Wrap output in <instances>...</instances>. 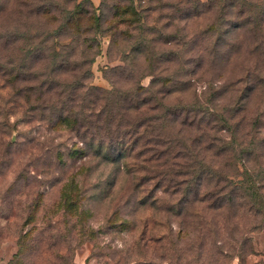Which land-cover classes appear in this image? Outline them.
Instances as JSON below:
<instances>
[{
  "label": "trees",
  "instance_id": "trees-1",
  "mask_svg": "<svg viewBox=\"0 0 264 264\" xmlns=\"http://www.w3.org/2000/svg\"><path fill=\"white\" fill-rule=\"evenodd\" d=\"M89 1L0 0V105H10L16 116L15 107H27L20 123L42 120L46 128L65 131L51 152L42 148L39 167L45 174L53 166L59 170L52 183H62L61 219L44 218V225L29 228L39 208L33 201L23 222L28 228L18 238L20 250L34 242L31 264H74L85 243L119 228L130 232L131 242L124 255L121 249L111 257L112 264H164L152 258L157 249L162 258H172L166 255L168 236L153 214L135 221L118 207L97 227L87 222L92 211L83 200L110 195L98 183L95 191L84 185L90 178L87 164L98 162L125 169L131 179L126 202L133 201L136 211L149 205L170 213L179 203V216L197 210L199 235L234 222L243 231L232 245L240 260L255 253L252 237L246 236L264 231V0L112 5L115 13L106 30L112 43L124 40L122 59L137 60L140 54L146 65L128 90L93 83L91 68L104 33L103 17ZM141 22L159 27L137 25ZM120 24L133 26L122 30ZM52 32L70 35L56 40ZM157 44L161 58L154 51ZM59 45L67 50L63 58ZM59 58L63 65L71 61L70 72L62 70ZM165 58L162 77L155 70ZM82 67L87 68L83 75ZM122 70L112 68L125 74ZM148 75L151 83L141 85ZM177 92L180 97L169 104Z\"/></svg>",
  "mask_w": 264,
  "mask_h": 264
},
{
  "label": "rangeland",
  "instance_id": "rangeland-1",
  "mask_svg": "<svg viewBox=\"0 0 264 264\" xmlns=\"http://www.w3.org/2000/svg\"><path fill=\"white\" fill-rule=\"evenodd\" d=\"M137 1V6L143 4V1ZM89 2L95 8L97 16L103 17L104 22H102L104 35L101 38V51L91 68L93 83L106 89H112L115 85L123 90H128V88L132 87L133 81L140 78V74L146 73V65L142 59L143 55H141V58L140 54H136L137 60L122 59L121 51L124 47V40L116 41V44L112 43V34L110 31L106 32V30L110 26L107 18H110L111 14L115 13L112 5L117 4L122 9H126L125 7L130 5L131 0H90ZM165 21L163 20V23ZM127 24L129 25V22ZM127 24H120L119 28L125 30L133 26V24L131 26ZM139 24L145 27L149 25L159 27L157 22L150 24L137 23V25ZM50 34H52L51 39L56 40L64 39L67 35H70L69 32H52ZM132 34L133 38L137 39L136 31H132ZM44 36L48 37L49 34L46 35L45 33ZM44 36L39 39L41 40ZM58 49L62 51L61 58H63L67 50H64L60 45ZM179 50L177 51L181 54L182 49L179 48ZM154 51L161 58L160 55H163L161 53L163 49L158 48V44ZM23 55L21 54V57ZM61 58L57 60L58 64L63 66L62 70L70 72L71 61L63 65L60 61ZM19 59L21 58H17V60ZM27 59V63L30 65L31 58L28 57ZM162 61L166 62V58ZM118 65L125 69L122 70L125 71V74L113 73L112 68ZM158 67L160 68L156 67L155 71L161 74L162 69L168 67V63H160ZM172 67L174 71V66ZM86 69V67H82L80 74L83 75ZM161 75L165 77L167 72H162ZM152 79L153 77L149 75L143 77L140 81L141 85L148 86ZM178 79L181 81V77ZM21 85H24V83H21ZM177 86H181L180 82ZM178 97H180V92H177V95H172L168 99V103L174 104ZM21 103L25 104L23 100ZM15 108L18 111L17 116L10 111V105L8 109H4V106L0 105V264H31L30 257L33 252L36 253V245L32 242L30 248L26 247L21 251L18 238L23 233V229L28 228V226L23 227V222L33 208V201L39 203V208L35 211L36 218L29 228L34 226L41 227L45 224L42 222L46 220L53 222L61 219L63 209L59 207V201L61 199L60 190L62 183H52L53 177L58 175L59 170H56L53 166L50 173L45 174L41 169L39 170V167L42 165V148L51 152L56 143L60 141L59 137L62 138L64 136L65 131L56 132L49 127L46 128L41 124V122L44 123L42 120L31 124L20 123L18 120L24 119L27 115L25 113L27 107L20 105ZM6 112L8 117L1 115ZM15 124L18 125L14 126ZM2 131H5L3 135ZM87 166H89L87 176L89 175L90 178L84 185L91 191L97 189L94 183L102 185L105 191L110 189L109 196H101L98 200H88L86 198L83 200L82 203L85 204V208H90L92 211L87 217V222L97 227L106 220V216L110 211L112 212L113 208L117 209L118 207H120V213L124 217L128 218L130 214H134L136 217L135 221L140 216L155 215L159 222L158 227H161L168 236L169 249L166 250V255L172 258H162V250L157 249L158 252L156 251V253L152 254L154 260L161 261L163 259L164 264H172L171 261L173 264H177V261L180 264H264V231L251 232L246 236L252 237V241H249V244L253 243L255 253L245 256L241 261L237 255L238 252L234 251V246L232 245H237L235 239H239L243 231H239L240 228L237 225L234 226V222H229L226 228L222 224L223 229L217 226L215 229H208L205 234L199 235V229L202 224L198 223L199 214L197 210L186 209L179 216V210L182 208L179 207V203L171 205L173 210L170 213L151 209L149 205L140 207L136 211V204L133 201L131 203L126 202L129 198L127 195L130 192L128 191L127 193V190L130 189L131 179L125 169H116L111 163L89 162ZM66 169L68 172L72 171L67 167ZM90 181H92V185ZM38 193L41 195L38 196ZM44 218L46 220H43ZM241 222L244 223V220ZM119 230V228L114 229V232L109 234L101 233L96 242L85 243L75 254L74 264H85L86 262L88 264H112L113 260L111 257L118 255L121 249H124L122 252V255H124L125 248L131 242V234L126 230L117 232ZM181 230L184 233H180ZM134 235L138 237L139 233ZM204 240H206L207 244L202 246Z\"/></svg>",
  "mask_w": 264,
  "mask_h": 264
}]
</instances>
